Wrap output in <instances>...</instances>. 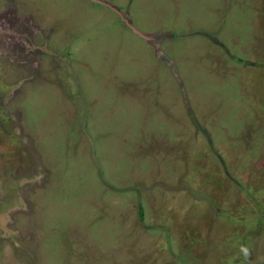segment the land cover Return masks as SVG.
Returning a JSON list of instances; mask_svg holds the SVG:
<instances>
[{
	"label": "rangeland",
	"instance_id": "obj_1",
	"mask_svg": "<svg viewBox=\"0 0 264 264\" xmlns=\"http://www.w3.org/2000/svg\"><path fill=\"white\" fill-rule=\"evenodd\" d=\"M0 264H264V0H0Z\"/></svg>",
	"mask_w": 264,
	"mask_h": 264
},
{
	"label": "water",
	"instance_id": "obj_2",
	"mask_svg": "<svg viewBox=\"0 0 264 264\" xmlns=\"http://www.w3.org/2000/svg\"><path fill=\"white\" fill-rule=\"evenodd\" d=\"M135 32L138 33V34H140L146 41H149V39H152V37L149 34H142V33L138 32L136 30H135ZM178 36H183V35L180 34V35H177V37ZM158 54H159V56L162 55V53L160 51H158ZM168 64L172 67V69H173V71L175 73V76L178 77V75L176 74V71H175L176 69L172 65V60H168Z\"/></svg>",
	"mask_w": 264,
	"mask_h": 264
}]
</instances>
